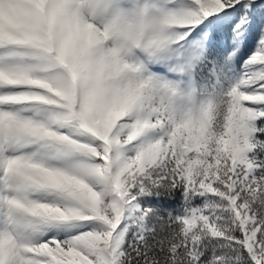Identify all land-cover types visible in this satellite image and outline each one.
I'll return each mask as SVG.
<instances>
[{
  "label": "snow or ice",
  "instance_id": "6c2138e0",
  "mask_svg": "<svg viewBox=\"0 0 264 264\" xmlns=\"http://www.w3.org/2000/svg\"><path fill=\"white\" fill-rule=\"evenodd\" d=\"M0 264H264V0H0Z\"/></svg>",
  "mask_w": 264,
  "mask_h": 264
}]
</instances>
